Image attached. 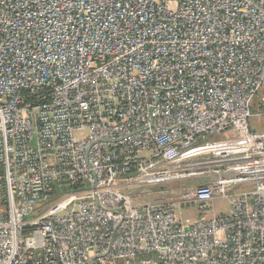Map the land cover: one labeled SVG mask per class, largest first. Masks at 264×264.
I'll list each match as a JSON object with an SVG mask.
<instances>
[{
    "label": "built area",
    "instance_id": "1",
    "mask_svg": "<svg viewBox=\"0 0 264 264\" xmlns=\"http://www.w3.org/2000/svg\"><path fill=\"white\" fill-rule=\"evenodd\" d=\"M261 118L264 0H0V264H264Z\"/></svg>",
    "mask_w": 264,
    "mask_h": 264
},
{
    "label": "rangeland",
    "instance_id": "2",
    "mask_svg": "<svg viewBox=\"0 0 264 264\" xmlns=\"http://www.w3.org/2000/svg\"><path fill=\"white\" fill-rule=\"evenodd\" d=\"M264 118H261L259 120H255L252 122L253 126L257 128L258 130L263 129ZM225 135H217L215 137H211V139H218V138H224ZM196 187V186H195ZM140 189L144 190L142 192V196L146 199V201H159L162 203H170V202H176L182 199L183 194L186 192H191V187L189 184V181L184 180L180 182H176L173 184H169L166 186L160 187L157 192L152 190L150 186H142ZM230 210V202L225 198H218L214 202V208L207 211L204 216L205 217H211L214 214L218 213H227ZM180 216L183 219H190V220H196L199 218L197 215V208L194 205L186 206L182 212H177V217L180 218Z\"/></svg>",
    "mask_w": 264,
    "mask_h": 264
},
{
    "label": "crops",
    "instance_id": "3",
    "mask_svg": "<svg viewBox=\"0 0 264 264\" xmlns=\"http://www.w3.org/2000/svg\"><path fill=\"white\" fill-rule=\"evenodd\" d=\"M218 199V198H217ZM216 200V199H215ZM215 200H214V202H215ZM214 202H213V205H214Z\"/></svg>",
    "mask_w": 264,
    "mask_h": 264
},
{
    "label": "trees",
    "instance_id": "4",
    "mask_svg": "<svg viewBox=\"0 0 264 264\" xmlns=\"http://www.w3.org/2000/svg\"><path fill=\"white\" fill-rule=\"evenodd\" d=\"M145 257V256H144ZM122 264V263H121Z\"/></svg>",
    "mask_w": 264,
    "mask_h": 264
}]
</instances>
